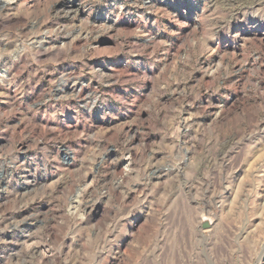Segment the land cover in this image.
<instances>
[{
  "label": "rangeland",
  "instance_id": "374dc122",
  "mask_svg": "<svg viewBox=\"0 0 264 264\" xmlns=\"http://www.w3.org/2000/svg\"><path fill=\"white\" fill-rule=\"evenodd\" d=\"M0 264H264V0H0Z\"/></svg>",
  "mask_w": 264,
  "mask_h": 264
},
{
  "label": "water",
  "instance_id": "95a60500",
  "mask_svg": "<svg viewBox=\"0 0 264 264\" xmlns=\"http://www.w3.org/2000/svg\"><path fill=\"white\" fill-rule=\"evenodd\" d=\"M214 224V220H212L209 217H204L202 220V228L207 229V228H211Z\"/></svg>",
  "mask_w": 264,
  "mask_h": 264
}]
</instances>
